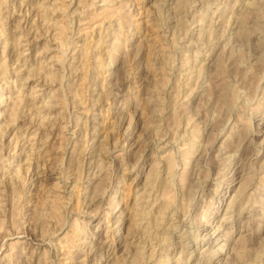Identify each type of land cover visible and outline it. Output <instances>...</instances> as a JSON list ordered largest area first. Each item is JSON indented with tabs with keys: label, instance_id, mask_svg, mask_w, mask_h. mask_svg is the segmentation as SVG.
<instances>
[{
	"label": "rangeland",
	"instance_id": "374dc122",
	"mask_svg": "<svg viewBox=\"0 0 264 264\" xmlns=\"http://www.w3.org/2000/svg\"><path fill=\"white\" fill-rule=\"evenodd\" d=\"M0 21V264L205 242L200 264H264V0H0Z\"/></svg>",
	"mask_w": 264,
	"mask_h": 264
},
{
	"label": "bare ground",
	"instance_id": "6f19581e",
	"mask_svg": "<svg viewBox=\"0 0 264 264\" xmlns=\"http://www.w3.org/2000/svg\"><path fill=\"white\" fill-rule=\"evenodd\" d=\"M103 1V0H102ZM109 2H110V0H109ZM248 3V2H247ZM247 3H246V5H247ZM110 4V3H109ZM106 5H107V3H106ZM103 6V5H102ZM110 6V5H109ZM158 8V7H157ZM102 9V8H101ZM43 10V9H42ZM44 11V10H43ZM43 13V12H42ZM4 19V18H3ZM3 19H1V20H3ZM1 22V21H0ZM108 29V28H107ZM186 30V29H185ZM183 31V30H182ZM88 32V31H87ZM5 37V36H4ZM78 37V36H77ZM104 37V36H103ZM109 38V37H108ZM106 40V39H105ZM202 40V39H201ZM18 39L17 38H15L14 40H13V44H11V45H9L10 47H11V49H12V51H11V54L13 53V54H15L14 53V51H16V48H18V46H19V43H18ZM3 42V41H2ZM112 44V43H111ZM4 46H6V44L4 43V45H3V52H5V50H4ZM20 52V51H19ZM83 53V52H82ZM5 54H6V52H5ZM9 55V54H8ZM85 55V54H84ZM83 55V56H84ZM5 56V55H4ZM15 61L17 62L18 61V59L19 58H22V55L21 54H18V53H16L15 54ZM10 58V57H9ZM60 63V62H59ZM20 64V63H19ZM63 64V63H62ZM26 64H25V60H23V62H22V64L17 68V69H20L21 67H24ZM25 71V70H24ZM29 72V71H28ZM64 72V71H63ZM16 73V72H15ZM30 73V72H29ZM197 73V72H196ZM3 74V73H2ZM24 74H25V72H24ZM23 74V75H24ZM27 74V73H26ZM26 76V75H25ZM29 77H30V75H29ZM29 77L28 76H26V77H24L25 79L24 80H28L29 79ZM47 77V76H46ZM204 77V76H203ZM39 82V81H38ZM24 83V82H23ZM21 88H23V87H21ZM87 88V87H86ZM33 90V89H32ZM35 91V90H34ZM19 98V97H18ZM3 100V99H2ZM2 102V101H1ZM19 103V102H18ZM46 105V104H45ZM48 105V104H47ZM49 106V105H48ZM12 107V106H11ZM17 107V106H16ZM45 107H47V106H45ZM15 110V109H14ZM21 110V109H20ZM23 110V109H22ZM16 111V110H15ZM38 113V112H37ZM40 114V113H39ZM7 115V114H6ZM12 115H14V114H12ZM172 115V114H171ZM24 116V115H23ZM7 117H9V116H7ZM12 117H14V116H12ZM22 117V116H21ZM25 117V116H24ZM45 118V117H44ZM8 119V118H7ZM14 119V118H13ZM12 120V119H11ZM6 121V120H5ZM14 121H15V119H14ZM12 122V121H11ZM11 124H13V123H11ZM5 125V124H4ZM7 125V124H6ZM10 125V124H9ZM9 125H7V126H9ZM3 127V126H2ZM2 127H0V147H1V139L3 138V136H4V134H6V132H5V130H4V128H6L5 126H4V128H2ZM197 130V129H196ZM260 133H262V132H260ZM21 137V136H20ZM32 138V137H31ZM196 139V138H195ZM262 142H264V136H263V139H262ZM72 147V146H71ZM194 147V146H193ZM110 152V151H109ZM72 154V153H71ZM30 157V156H29ZM29 157H26V160L24 161L25 163H27V167H28V169L31 167V165H30V160H32L31 158H29ZM79 157V156H78ZM9 166H10V164H9ZM21 168V167H20ZM19 169V166H17V168L16 169H14V171H12L13 173V176H15L16 177V173L20 170H18ZM99 171V170H98ZM101 171V170H100ZM20 174V173H19ZM219 175V174H218ZM12 176V177H13ZM233 176H235V175H233ZM14 177V178H15ZM173 177V176H172ZM11 178V177H10ZM11 179H13V178H11ZM16 179H17V177H16ZM79 179V178H78ZM156 180V179H155ZM167 182V181H166ZM161 183V182H160ZM75 184V183H74ZM146 185V184H145ZM11 186V185H10ZM249 186V185H248ZM252 186V185H251ZM150 188V187H149ZM155 189H157V188H155ZM242 189V188H241ZM236 193H235V195L234 196H232L231 197V199H230V202H228L227 204H226V207L222 210V212H223V214H222V218H221V223H224L225 222V220H227L228 218H231L232 217V214H233V212H234V208H236L238 205L240 206L241 205V202L240 201H242V199H243V197H244V195H245V193H246V189H244L243 188V190H236L235 191ZM153 193V192H152ZM143 194V193H142ZM142 194H141V196H142ZM140 195V194H139ZM14 196V195H13ZM140 196V197H141ZM144 196V195H143ZM142 196V197H143ZM154 196V195H153ZM139 197V198H140ZM147 197V196H146ZM144 198V197H143ZM92 201V200H91ZM142 202V201H141ZM240 202V203H239ZM144 203V202H143ZM2 205V204H1ZM136 205V204H135ZM138 205V204H137ZM141 205V204H140ZM246 205V204H245ZM145 206V205H144ZM141 207V206H137V207H135L136 209V211L138 210V214H137V216H138V218H139V221H141L142 219H144L145 217H146V215H148L149 214V212H147V211H145L143 208H145V207ZM238 206V207H239ZM148 209V208H147ZM151 213V212H150ZM147 218V217H146ZM161 218V217H160ZM149 219V218H148ZM64 221V220H63ZM152 221V220H151ZM150 222V221H149ZM155 223V222H154ZM163 223V222H162ZM144 224H146L145 225V231H146V234L148 235V234H150L151 233V230L150 231H148L149 229H150V227H151V229H152V226H149V223H143V225ZM195 226V225H194ZM154 227V226H153ZM199 229V228H198ZM142 230V229H141ZM201 230H202V233H204L203 234V236L205 237V236H207V235H209V236H212V235H214L215 233H217L219 230H217V229H213V228H210L209 226L207 227H202L201 228ZM196 231V230H195ZM132 235V234H131ZM140 235H141V233H140ZM143 235V234H142ZM141 235V236H142ZM144 236V235H143ZM149 236V235H148ZM153 236V235H152ZM154 236H156V235H154ZM147 238V237H146ZM166 238V237H165ZM167 239V238H166ZM77 240V239H76ZM160 240V239H159ZM168 240V239H167ZM196 244V246L194 247V249L189 253V255H188V258H187V260H186V264H200V260H201V258L202 257H207L209 254H210V251H209V248L208 247H210L211 245H212V243H208V242H205L204 243V245L202 246L201 244L200 245H198V243H195ZM138 245V244H137ZM198 245V246H197ZM222 245V244H221ZM224 245V244H223ZM72 246V245H71ZM126 247H127V245H126ZM136 247V246H135ZM134 247V248H135ZM139 247V246H138ZM138 247H136L138 250H139V248ZM108 248V247H107ZM106 248V250L105 251H107L106 253H108V249ZM128 248V247H127ZM37 249V248H36ZM134 250V249H133ZM136 251L135 250V256H134V259H133V263L134 262H137L138 260H139V258L140 257H142V256H140L141 255V251L139 252V251ZM215 252H216V255H217V253H221V250H219V249H217V250H214ZM91 253V250H89V252H87L86 253V256H88L89 254ZM102 253V252H101ZM151 254V253H150ZM150 256V255H149ZM43 257V256H42ZM160 257H161V255H160ZM166 257V256H165ZM153 258V257H152ZM141 261V260H140ZM147 261V260H146ZM191 261V262H190ZM40 262V261H39ZM70 262V261H69ZM105 262V261H104ZM124 262V261H123ZM122 262V263H123ZM132 262V261H131Z\"/></svg>",
	"mask_w": 264,
	"mask_h": 264
}]
</instances>
